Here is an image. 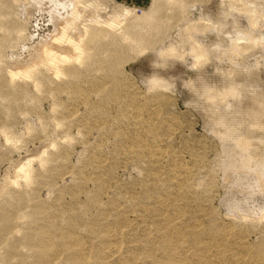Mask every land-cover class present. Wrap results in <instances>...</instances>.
<instances>
[{
    "label": "rangeland",
    "instance_id": "374dc122",
    "mask_svg": "<svg viewBox=\"0 0 264 264\" xmlns=\"http://www.w3.org/2000/svg\"><path fill=\"white\" fill-rule=\"evenodd\" d=\"M26 1L0 8V18L9 16L0 23V264H264V166L231 167L240 156L227 155L234 144L223 147L212 133L227 123L246 128L258 110L256 95L264 106V55L257 51L237 65L243 100L217 106L212 117L213 105L199 94L230 83L211 62L193 70L156 63V51L137 55L118 36L92 43L87 65L66 75L38 74L41 89L31 80L11 83L5 62L20 56L28 65L52 31L48 2L38 9ZM95 1L103 19L119 10L110 0ZM115 1L138 8L137 15L149 4ZM187 3L223 20L219 6L227 0ZM163 14L170 25L182 24L170 10ZM232 19H226L230 37L243 36ZM1 26L22 30V40ZM162 38L155 47L166 45ZM152 76L169 86L152 87ZM42 153L46 163L39 165ZM27 159H33L30 183L9 184Z\"/></svg>",
    "mask_w": 264,
    "mask_h": 264
},
{
    "label": "bare ground",
    "instance_id": "6f19581e",
    "mask_svg": "<svg viewBox=\"0 0 264 264\" xmlns=\"http://www.w3.org/2000/svg\"><path fill=\"white\" fill-rule=\"evenodd\" d=\"M11 1L13 4L16 3L18 5V0ZM42 1L44 0H27L26 2H28V5H35L36 8L41 9L40 5ZM45 1L48 2L50 6L49 23L52 25V31L49 32L46 39L44 37L42 43L37 46L33 58L30 57L32 60L28 65L23 66L20 64L21 61L20 58H18L20 56L10 59L11 61L9 63L5 62V66L11 65L10 68H6L7 76L11 83L16 81V79L31 80L35 88L41 89L42 84L39 81L40 76L38 77V74L47 72L55 78L66 75L77 66L87 65L92 56L89 55V49L92 43H95L98 39L106 40L109 36H118L123 42L132 44L131 46L136 48L134 52H136L137 55L149 50L156 51V56L161 60V62L156 63L164 64L167 61H177L193 70L195 67H201L211 62L216 72L223 77V81L230 83L228 89H219L215 86L211 88L207 95L199 94L202 99L213 105V107L208 109L212 117L214 113L217 112V106H230V99L239 102L243 100V92L239 88L240 82L236 80V77H241L242 73L236 71L237 65H242L244 63V58L247 56L256 57L257 51H260L264 55V33L262 32V29L264 30V0H260L258 3L256 1L254 2V0H227L226 4L221 3L219 6L223 20L209 18L207 15H204L201 9H195V5L187 3V0H149L148 6L139 9V15L136 14L138 8L126 7L124 4L116 3L117 1L115 0H110L118 6L119 10L114 12L113 16L109 19H103L101 17L102 5L95 0ZM8 2L0 0V8L3 5V7L8 5ZM26 8L28 7L26 6ZM164 10H170L174 17L181 16L180 22H182V24L177 23L170 25L167 16L163 14ZM193 10L199 11H197L198 15H196L195 18L193 16L191 19L188 15H195L191 13ZM26 12L27 11H25V13ZM92 12L95 14L93 17H89V13ZM233 13L244 17L247 26H242L240 18H237ZM227 18H233V24H231L233 25L232 28L235 33H238V35L242 33L243 36L234 39L230 37L229 31L226 29V27L230 25L226 20ZM1 19L2 18H0V20ZM4 20L7 22L9 16L4 17L0 23H3ZM10 21H12V24H16L17 27L23 25L20 24V22L17 23L12 17ZM3 28L4 26L2 29ZM6 28L9 27L4 28V34L10 33V29L7 30ZM10 28L11 30L13 29L12 27ZM13 31L14 29L12 32ZM152 31L154 33L151 35L150 32ZM14 33L18 39L22 40L24 36L22 35V30H15ZM211 35H214L216 38V41L212 43V45L207 42ZM3 37L5 38V36ZM158 37H163L162 40L165 39L167 41L165 46H162L163 41L162 43L158 42L160 44L155 47ZM243 37H246V41H243L245 40ZM17 41L18 40H16V42ZM239 41L243 42L240 43ZM3 42V40L2 42L0 41L2 45ZM19 43L21 45L24 44L21 41ZM260 58H262L261 55L256 58L257 64L254 68L257 70L262 68L259 62ZM3 60L0 54V63L1 61L3 62ZM1 64L3 65V63ZM18 66L21 67L18 68ZM245 71L246 77L250 76L248 72L251 71ZM48 80L50 79H47V81ZM47 81L45 80L44 82L46 83ZM147 84L155 88H166L169 86V83L167 84L164 79L159 78V76H152ZM259 99V95H256L255 103L257 104L258 110L251 115L250 119L252 120L247 122L246 128L239 129L241 125L239 126L225 121L227 123L226 125L224 124L220 130H213L212 132L218 137V140L221 141L223 147L226 143L234 144L231 148L224 149H226V153L228 152L227 155H240L234 157V160L230 164V166L235 169L248 168L256 162L264 166V121H261V119H264V106ZM57 125H59V123ZM258 131H261V136L256 135ZM1 133L7 143L11 142L6 131L4 132L2 130ZM44 153L38 156V158L35 156L39 165H44L46 163V159L43 158ZM32 161L33 159H27L24 163L19 165L14 173L15 176L9 179L8 183L11 185H18L19 179H22L25 185L29 184L33 174L31 169Z\"/></svg>",
    "mask_w": 264,
    "mask_h": 264
}]
</instances>
